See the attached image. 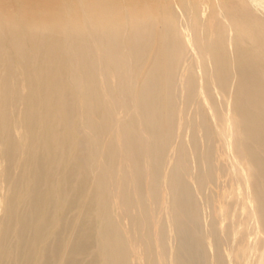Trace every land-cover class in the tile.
<instances>
[{"label": "bare ground", "instance_id": "obj_1", "mask_svg": "<svg viewBox=\"0 0 264 264\" xmlns=\"http://www.w3.org/2000/svg\"><path fill=\"white\" fill-rule=\"evenodd\" d=\"M0 264H264V0H0Z\"/></svg>", "mask_w": 264, "mask_h": 264}]
</instances>
